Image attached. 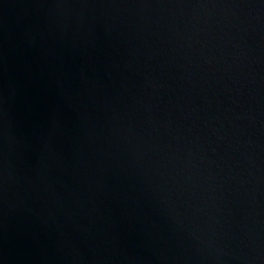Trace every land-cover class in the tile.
Listing matches in <instances>:
<instances>
[{"label": "water", "instance_id": "water-1", "mask_svg": "<svg viewBox=\"0 0 264 264\" xmlns=\"http://www.w3.org/2000/svg\"><path fill=\"white\" fill-rule=\"evenodd\" d=\"M0 264H264V0H0Z\"/></svg>", "mask_w": 264, "mask_h": 264}]
</instances>
